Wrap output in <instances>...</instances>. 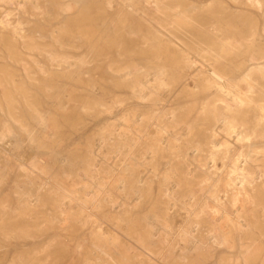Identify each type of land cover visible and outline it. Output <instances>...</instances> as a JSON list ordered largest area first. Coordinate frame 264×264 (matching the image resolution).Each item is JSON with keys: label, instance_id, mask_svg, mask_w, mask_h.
<instances>
[{"label": "rangeland", "instance_id": "1", "mask_svg": "<svg viewBox=\"0 0 264 264\" xmlns=\"http://www.w3.org/2000/svg\"><path fill=\"white\" fill-rule=\"evenodd\" d=\"M107 1L128 27L125 43H102L115 73L103 68L93 91L58 81L64 101L90 103L62 111L50 96L33 112L0 111V264H264V168L254 162V184L242 190L240 129L223 116L205 129L208 110L241 107L246 73L252 95L264 86V57L248 61L264 56L263 10L168 0L201 23L152 29L145 0L83 3L97 13ZM123 2L129 13L117 9ZM52 23L45 28L64 26ZM149 32L162 40L139 43Z\"/></svg>", "mask_w": 264, "mask_h": 264}, {"label": "bare ground", "instance_id": "2", "mask_svg": "<svg viewBox=\"0 0 264 264\" xmlns=\"http://www.w3.org/2000/svg\"><path fill=\"white\" fill-rule=\"evenodd\" d=\"M145 1L150 20L148 25L152 29H155V25L160 29L164 28L160 21L178 29H184L190 23H201L184 11L178 10L183 5L180 4L182 2L172 4L168 0ZM242 2L253 5L264 12V0H242ZM105 5L106 8L103 6L97 13H94L89 11L90 6H86L83 0H72L71 3H62L60 0H0V111L10 112L23 109L33 112V110L40 109V105L46 103V97L50 96L56 97L60 104L58 109L62 111L72 107H85L90 103L85 95L78 98L67 97L64 101L63 96L65 97V94L70 92L60 91V88L66 86L58 84V81L75 77L81 83L83 82L88 90L93 91L94 87H99L103 68L115 73L111 65H103L102 43H125L124 34L127 35L128 27L123 20L112 19L113 11L109 10L114 5L111 1L105 2ZM117 9L130 12L129 6L124 2ZM191 9L194 12L197 7L192 6ZM96 15L99 17L106 15V17L93 18ZM77 17H82V19ZM152 21L155 25L151 23ZM52 22L64 26L60 29L45 28L47 23L53 24ZM77 24H81L79 28L75 27ZM151 35L150 32L141 34L139 43H158L162 40L158 35L153 34V37ZM64 40L69 41L67 43ZM219 40L225 43L226 37H220ZM107 53L109 55V50ZM263 57L249 56L248 61ZM126 69V67H121L116 70L120 74L119 78H127ZM257 70L264 76V67L263 70ZM251 74L252 71L246 73L241 78L240 85L236 86L239 101L242 104L238 110L234 111L228 106L220 109L213 108L208 110L205 118V129L207 130L212 129L215 122L221 119L220 116L224 117L222 122L225 128L233 126L240 129L237 141L241 144L235 149L234 160L235 167L241 174L239 183L244 191H246V185L254 184V166L256 165L254 162L260 161L257 166L264 168V149L260 146L264 140V86L260 85L261 89L258 94L252 95L250 81L254 78L250 76ZM211 75L221 80L218 73L212 71ZM137 76L139 75L136 74L134 80L138 79ZM136 82L132 83V88H135ZM38 96H42L43 100H39ZM226 110L230 112L229 115H226ZM21 209L20 211H23ZM27 210L24 208L23 212Z\"/></svg>", "mask_w": 264, "mask_h": 264}]
</instances>
